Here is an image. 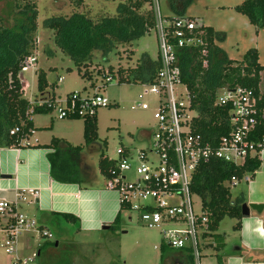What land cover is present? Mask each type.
Instances as JSON below:
<instances>
[{
    "label": "trees",
    "instance_id": "obj_1",
    "mask_svg": "<svg viewBox=\"0 0 264 264\" xmlns=\"http://www.w3.org/2000/svg\"><path fill=\"white\" fill-rule=\"evenodd\" d=\"M83 1H75L77 8L82 6ZM193 2L194 0H167V5L173 17L189 18L186 12ZM12 4L14 10L10 11L7 19L0 21V149L20 148L22 142L36 130L32 118L53 112L52 108L34 105L26 99L20 79L25 60L32 57L36 49V1L12 0ZM236 11L246 16L257 32L264 28V0H246L236 7ZM44 27L54 33L55 44L73 61L80 77L92 81L91 88H95L94 77L97 76L104 77L105 81L111 77L119 84L138 81L149 84L159 69V60L152 61L147 56L136 68L110 66L107 71L91 69L95 52L99 51L105 57L118 46H131L155 29L151 0H122L113 17H92L78 12L70 17L54 16L44 22ZM201 29L204 31L203 44L180 50L176 68L181 81L188 88L192 108L199 113L193 124L194 133L217 146L219 139L228 135L231 130L229 108L216 105L218 92L223 88H247L258 99L259 107L263 108L261 82L264 66L259 63V52L256 49L247 51L240 62L231 60L217 44L224 41L225 34L210 26H203ZM55 84L56 82L50 84L46 73L40 71L39 99L53 101ZM71 94L67 95L68 101ZM71 120H83L84 144L74 147L62 139L53 138L49 145L42 146L53 150L48 156L52 178L60 183L88 184L90 181L81 174L80 167H76V164H80L84 149L97 146L100 155L98 170L105 182H108L118 173L121 155L119 160H110L104 155L107 143L98 141L96 115L74 117ZM15 129L17 131L10 134ZM257 129V136L263 137L264 122ZM120 150L127 153L128 148L121 145ZM260 166L261 159L257 156L248 157L241 166L210 159L203 162L194 175L192 192L200 198L207 213L211 231L209 236L216 242L214 249L217 253L225 249L223 237L218 233L221 222L225 218L241 220V208L246 202L244 192L233 198L226 184L232 178L241 183L246 176L252 178ZM123 212L125 210L121 209L110 229L119 226ZM66 218L72 219L70 216ZM51 244L53 243L47 242L42 248ZM160 249L161 259L165 264H194L190 251L170 249L164 243ZM232 254L239 253L233 251L229 255ZM229 255H218L220 264H223L221 257Z\"/></svg>",
    "mask_w": 264,
    "mask_h": 264
},
{
    "label": "built area",
    "instance_id": "obj_2",
    "mask_svg": "<svg viewBox=\"0 0 264 264\" xmlns=\"http://www.w3.org/2000/svg\"><path fill=\"white\" fill-rule=\"evenodd\" d=\"M151 3L159 43V69L153 81L146 84L144 95L156 97L157 109L153 115L156 129L149 132L147 147L137 151L138 165L132 166L127 162L133 156L129 149L127 153L119 149L122 159L118 164V173L106 181V187L117 192L120 209L129 214L136 213L147 228L166 227L162 231L164 245L174 250L190 251L194 264H201L205 250L216 252V242L209 236L210 222L203 205L200 213L195 212L193 197L196 196L192 192L194 175L200 165L210 159L235 166L243 165L248 157L261 159L264 136H257V128L264 122V107H259L258 99L247 88H223L218 92L216 105L229 108L230 132L219 139L217 146L196 135L193 124L199 113L191 106L188 88L180 79L176 63L180 50L203 44L204 31L201 28L205 25L197 19L164 17L159 0H151ZM36 61L35 57H29L24 62L20 75L24 94L26 85L22 73ZM58 81H61L60 77ZM113 81L109 77L106 84ZM180 87L185 88L184 93L180 92ZM99 89L95 88L96 91ZM32 103L53 111L57 104L55 99H38ZM109 105V99L97 92L92 96L73 92L70 101L66 97L58 119L93 117L98 108ZM138 107L145 111L150 109L146 103ZM132 171L137 176L135 181L127 178ZM250 181V176L243 179V183ZM240 183L232 178L226 186L230 189ZM28 196L36 200L39 193L29 190L17 194L19 201H27ZM0 217L6 219L1 248L5 254L13 256L11 264H34L37 254L17 256L18 239L29 233H38L47 239H52L53 235L40 229L36 219L19 213L17 202L0 200Z\"/></svg>",
    "mask_w": 264,
    "mask_h": 264
},
{
    "label": "rangeland",
    "instance_id": "obj_3",
    "mask_svg": "<svg viewBox=\"0 0 264 264\" xmlns=\"http://www.w3.org/2000/svg\"><path fill=\"white\" fill-rule=\"evenodd\" d=\"M34 1H36L38 17L36 49L32 57H35L37 61L29 65L22 73L23 82L26 85L24 97L31 102L39 99L38 74L44 71L50 84L56 82L53 93L57 102L51 114L36 115L35 120L43 123L52 119L60 133L70 129L69 131L74 133L75 142L80 144L83 142V120L58 119L59 110L64 106L67 95L72 92H80L83 96H92L97 92L108 98L111 103L96 111L98 141L107 143L104 155L110 160H119V149L123 145L131 151L130 154H133L127 162L132 166L138 165L139 160L136 153L140 149H145L149 142L142 135L156 129V120L153 117L157 109L156 97L144 95L147 85L139 81L133 84H119L117 81L106 84L104 77L97 76L94 77L95 87L100 89L96 91L95 88H91L92 81L80 77L73 61L55 44L54 33L44 27V22L51 17H70L77 12L89 14L92 17L101 15L113 17L122 0H84L80 8H77L76 0ZM245 1L194 0L186 16L224 33V41L217 44L226 51L231 60L240 62L247 51L256 49L259 52V63L264 66V28L257 32V29L249 23L248 18L236 11V7ZM159 6L164 17H173L167 0H159ZM12 10H14L12 0L0 2V21L7 19ZM145 56L152 61L158 60L159 43L155 29L131 46H118L105 57L101 52H95L91 69L100 68L107 71L110 66L125 69L136 68ZM95 72L96 70L93 73ZM58 77L61 81L57 80ZM261 91L264 94V73H262ZM180 92L184 93L185 88L180 87ZM142 103L150 105V109L141 110L138 105ZM99 158L97 146L90 155L84 156L86 166L89 163L86 170L92 176L95 174L100 180L103 177L98 170ZM127 178L130 181L137 180L133 171L127 174ZM244 188L243 183L231 187L232 197H237ZM193 203L195 212L200 213L202 206L200 198L193 197ZM122 214L121 223L114 229L96 234L74 232V235L77 234L74 240L69 238L60 249L63 256L61 264L71 263L69 258L70 255H74V249H72L74 246L75 251L77 250V254L80 255L77 264H165L161 259L160 247L164 243L162 231L166 227L149 229L139 221L136 213L123 212ZM232 224L233 220L225 218L220 224L218 233L232 235ZM41 239L47 241L45 237ZM232 240L227 239L228 244ZM210 262H216V258H201V264Z\"/></svg>",
    "mask_w": 264,
    "mask_h": 264
},
{
    "label": "crops",
    "instance_id": "obj_4",
    "mask_svg": "<svg viewBox=\"0 0 264 264\" xmlns=\"http://www.w3.org/2000/svg\"><path fill=\"white\" fill-rule=\"evenodd\" d=\"M32 122L36 130L22 142L20 148L0 149V200L17 202L19 213L36 219L40 229L54 235L47 241H42L38 233L22 235L17 243V256L37 254L34 264H61L63 256L60 249L69 238L74 240L79 233L104 232L105 226H109L110 230L121 211L119 196L115 190L106 187L104 178L99 180L95 174L92 176L86 170L89 163L86 166L84 156L90 155L96 146L84 149L80 164H76L81 174L90 181L88 184L55 181L48 160L53 150L42 146L49 145L53 138L62 139L74 147L80 146L84 144V136L83 142L79 144L75 142L74 133L70 129L60 133L52 119L38 123L34 116ZM142 137L149 140V132ZM243 184L245 188L241 192H244L245 203L264 206V154L261 166L251 181ZM29 190L37 191L38 199L33 200L28 196L27 201H19L17 194ZM5 220L0 217V264H11L13 256L5 254L1 248ZM231 220L232 235L219 233L223 237L225 249L218 253L205 250L204 258H216V262L208 264H220L218 255H229L233 251L239 254L221 257L223 264H264V210L261 214L251 211L248 218ZM74 232L77 234L74 235ZM227 239L233 240L228 244ZM47 242L53 244L42 248ZM72 249L74 255L71 253L69 262L77 264L80 255L75 251V246Z\"/></svg>",
    "mask_w": 264,
    "mask_h": 264
},
{
    "label": "water",
    "instance_id": "obj_5",
    "mask_svg": "<svg viewBox=\"0 0 264 264\" xmlns=\"http://www.w3.org/2000/svg\"><path fill=\"white\" fill-rule=\"evenodd\" d=\"M22 79V76H21ZM24 87V85H23ZM264 210V206L263 205H254V204H248V203H244L242 205L241 211H242V217L243 218H248L250 216L251 211L256 212L257 214H261ZM104 230H108L109 226H105L103 228Z\"/></svg>",
    "mask_w": 264,
    "mask_h": 264
}]
</instances>
